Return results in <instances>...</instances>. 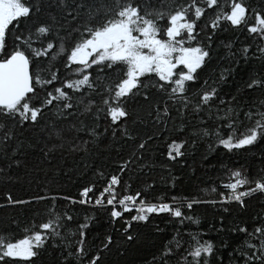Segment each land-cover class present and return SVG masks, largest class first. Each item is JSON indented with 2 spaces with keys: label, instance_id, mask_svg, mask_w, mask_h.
Masks as SVG:
<instances>
[{
  "label": "snow or ice",
  "instance_id": "snow-or-ice-1",
  "mask_svg": "<svg viewBox=\"0 0 264 264\" xmlns=\"http://www.w3.org/2000/svg\"><path fill=\"white\" fill-rule=\"evenodd\" d=\"M209 12L213 15L208 16ZM202 18L205 22L201 26L198 22ZM227 26L244 27L248 34L264 40V10L250 9L245 0H177L167 10H149V0H112L110 4L101 0H48L47 9L39 0H0V120L11 121V125L0 122V172L13 165L19 167L27 148L39 149L45 159L66 145L69 151H87V145L103 134L98 131L101 117L106 122L105 133L111 129L115 136L119 129L131 138L127 127L131 114L126 104L138 95L155 104L157 125L167 127L169 121L179 119L178 128L184 131L189 117L198 119L200 126L194 127L190 136L193 143L197 138L211 140L209 150L213 144L232 151L264 140V100L245 110L235 96L227 100L220 96V86L231 76V68L221 70L211 84L204 79L193 99L192 87L213 58L214 38ZM224 47L229 59L236 56L231 42ZM252 48L246 45L238 51L245 60L264 57V47L256 45L250 51ZM42 63H46V70ZM113 72L116 78L108 75ZM257 85L264 87L262 81L253 79L247 88ZM152 89L168 97L162 106L153 101ZM94 95L102 97L99 104ZM46 111L69 121L67 129L46 125L43 144H26L20 138L21 132L28 125L40 124ZM89 119L97 123L89 124ZM206 122L211 126H203ZM65 130L74 131L76 137L68 139ZM81 134L91 140L79 139ZM186 143L173 140L168 144V159L184 157ZM145 146L146 142H141L138 148L143 150ZM132 162L131 158L125 162L121 172ZM229 177V182L223 184L227 191L219 192L218 200L173 196L167 202L164 197L151 202L142 198L140 191L118 197L116 187L121 181L117 175H112L102 190L97 189L98 195L93 193L95 185L83 187L79 200L71 196H36L35 201H52L45 219L25 227L21 238L12 233L0 234V264H34V258L49 241H59L53 243L60 249L58 264H101V252L93 254L85 246V230L93 217L86 215L80 223L68 211L56 209L57 199L72 205L110 207L113 221L134 210L136 214L125 221L124 232L127 240L133 241L135 237L129 234L132 222H148L152 214H167L181 225L185 220L199 225V219L186 215L185 210L192 211L201 203L235 202L244 208L246 197L264 193V176L249 179L234 170ZM210 191L216 192V188ZM90 193L95 195L94 200ZM7 200L19 205L32 202L14 200L11 194ZM253 223L251 231L240 225L231 229L248 239L229 253V264H264V216L254 217ZM72 224L75 228L70 227ZM157 231L162 230L157 226ZM217 231H224L223 217ZM183 235L189 239H182L177 231L146 264H211L214 257L217 264H224L223 257L216 256L218 249L212 241L202 240L198 232ZM111 244L112 236L108 235L102 249L107 250ZM223 247H228L226 241Z\"/></svg>",
  "mask_w": 264,
  "mask_h": 264
},
{
  "label": "trees",
  "instance_id": "trees-1",
  "mask_svg": "<svg viewBox=\"0 0 264 264\" xmlns=\"http://www.w3.org/2000/svg\"><path fill=\"white\" fill-rule=\"evenodd\" d=\"M39 2L44 9H47L48 0H39ZM101 2L110 4L112 0H101ZM176 2L177 0H149V10L161 8L167 10ZM179 2L187 3L188 0H179ZM245 3L250 9L264 10V0H245ZM212 15V12L208 13V16ZM204 22L202 18L198 24L202 26ZM252 22L250 18L249 23ZM229 42L232 43V51L236 53L232 59L228 58L227 49L224 47ZM246 45H252L250 51H254L256 45L264 47V40L259 39L255 34H248L244 27L227 26V30L215 36L213 58L192 87L193 99H195V91L201 87L204 79H208L211 84L212 79H215L221 70L231 68V76L220 86L221 98L227 100L235 96L245 110L253 105L259 106L260 101L264 100V87L257 85L249 89L247 84L253 79L264 83V57H250L245 60L238 50ZM46 68V63H42V69L46 70ZM116 71L118 72L119 69ZM108 75L116 78V72ZM150 91L153 101H159L161 106L163 101L168 99L155 89ZM93 99L99 104L102 97L94 95ZM126 106L131 114V118L127 121L131 138L119 129L115 136L111 129L105 133L106 122L101 117L98 121L100 125L98 131L103 134L99 140L87 145V151H69L66 145L64 150L57 151L45 159L39 149L27 148L22 158L24 162L19 167L13 165L6 172H0V234L12 233L16 238H21L24 228L33 221L37 224L43 222L52 201H35L34 197L71 196L79 200L82 198L79 195L82 188L93 185H95L93 193L98 195L97 189L102 190L112 175L120 177L121 183L116 187L118 197L125 194L134 195L140 191L141 197L151 202H157L159 197H164L167 202L173 196L196 198L202 201L218 200V193L227 191L223 184L229 182L230 171L239 170L249 179L264 176V140L232 151L213 144L212 150H209V144L213 143L211 140L197 138L193 143V138L190 136L193 128L200 126L198 119L189 117L184 131H180L179 119L174 122L169 121L167 127L155 124V104L145 102L142 95L129 98ZM169 106L171 107L170 101ZM172 115L176 116L174 109ZM0 122L11 125V121L0 120ZM87 122L97 123L91 119ZM69 123L60 120L53 112L46 111L40 124L25 127L20 138L26 144L30 142L43 144L46 138L44 131L46 125L55 124L58 129H67ZM203 126L209 127L211 124L206 122ZM120 127L122 128L123 125ZM48 131H51V128ZM64 134L68 139H73L77 135L74 131L67 130ZM79 139L91 140V137L81 134ZM173 140L187 141L182 149L185 156L178 157L175 161L167 157V146ZM73 142L75 143V140ZM141 142H146L143 150L138 148ZM130 158L134 162L129 163L121 172V166ZM101 172L102 176L99 175ZM213 187L216 188V192L210 191ZM9 194L14 200L32 202L24 205L10 204L7 200ZM95 195L90 193L93 200ZM245 204L246 207L241 208L235 202L224 205L201 203L194 205L192 211L185 210L186 215L199 219V225L187 220L181 225L177 219L167 214H152L148 222H132L129 234L135 239L128 241L124 235L127 227L125 221L131 220V216L136 214L134 210L131 213H124L121 218L113 221L110 218V207L72 205L64 199L55 201L58 211H68L70 215L76 216L80 223L84 222L86 215L93 217L89 222L90 227L85 230V246L91 249L93 254L98 250L101 252V264H146L162 250L164 243L177 231H180L184 240L189 239L187 235H183L184 233H200L202 240H210L214 243L215 248L218 249L216 256H222L224 264H229V253L248 239L244 233H233L231 229L240 225L247 226L249 231L252 230L253 218L264 216V193L257 192L246 197ZM223 208H227L228 211H223ZM221 217H223V232L217 231L221 228ZM75 226V224L70 225L73 228ZM157 226L162 231L158 232ZM108 235L112 236V244L107 250H103L102 245ZM225 241L228 243L227 248L223 247ZM53 243L59 244V241H49L38 257L34 258V264H58L61 259L60 249L54 247ZM211 264H217L215 257L211 258Z\"/></svg>",
  "mask_w": 264,
  "mask_h": 264
}]
</instances>
